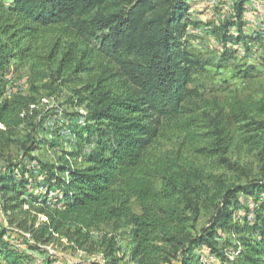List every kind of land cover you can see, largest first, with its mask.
I'll return each instance as SVG.
<instances>
[{"label": "trees", "instance_id": "1", "mask_svg": "<svg viewBox=\"0 0 264 264\" xmlns=\"http://www.w3.org/2000/svg\"><path fill=\"white\" fill-rule=\"evenodd\" d=\"M231 2L218 37L261 41L257 31L243 33L255 19H245L247 0ZM187 11V0H0V145L25 127L32 151L42 125L33 96L5 97L9 74L26 68L32 87L49 80L45 88L64 84L67 72L85 77L73 105L85 111L84 125L71 130L74 148L37 164L46 194L30 192L37 182L21 162L0 172L7 219L27 213L29 201L45 218L29 231L30 249L47 256L40 245L55 237L83 249L91 230L111 225L128 229L127 255L111 238L104 262L85 264H205L224 256L220 230L236 238L232 261L221 264H264V98L220 103L191 88L200 63L183 41ZM234 148L262 176L244 185L223 179L219 171L237 166L228 157ZM239 195L255 200L251 221L247 211L236 215ZM201 210L213 213L198 231ZM12 236L0 228V264L26 260Z\"/></svg>", "mask_w": 264, "mask_h": 264}, {"label": "rangeland", "instance_id": "2", "mask_svg": "<svg viewBox=\"0 0 264 264\" xmlns=\"http://www.w3.org/2000/svg\"><path fill=\"white\" fill-rule=\"evenodd\" d=\"M231 3V0H187L188 11L183 21V25L186 26L183 41H185L186 50L200 63L194 72L191 88L196 89L205 99L216 100L220 103L232 99L259 100L264 98V0H247L246 5L245 19L250 20L253 17L252 13H255V19L248 23L243 33L246 35H253L256 31L260 33L262 39L256 43L245 39L240 42H224L216 34L215 31L233 13ZM61 79L66 82L64 84L54 83L45 88V85L49 84L47 80L32 87L30 74L26 68L11 73L6 78L5 97H11L14 94L33 96L36 99V109L39 112V118L42 119V125L34 135L36 147L32 151H25L27 134L25 127L17 131V137L11 138V144L6 145L5 141L1 143L0 172L5 167L13 165L12 163L21 162L23 168L28 167L32 172L31 176H27L26 179L37 182L30 192H37L40 197L46 194V188L43 187L38 162L55 163L56 157L63 151H71L74 148V136L71 130L77 126L81 111L85 113L84 107H73L79 96L78 91L82 87L78 85L79 81H84L85 77L77 79L67 72L62 75ZM55 111L62 112L63 123L59 122V116L55 114ZM0 129H2L1 125ZM50 142L55 144L53 149L50 148ZM228 157L237 166L219 171V174L223 173V179L244 185L262 176L252 157L241 155L235 148ZM28 193L29 191L25 193L23 199H27ZM53 194L47 197L48 203L54 197ZM8 196L9 194L4 195L3 198L0 197V228L12 230L13 240L10 243L23 254V257L25 256L26 260L23 264H45L49 256L50 259L56 258L55 263L57 264L65 262L85 264L92 261L103 263V248L107 246V241L111 238L116 240L115 247L119 250L120 257H125L128 253V229L118 232L113 230L111 225H103L89 232L90 242L83 249L69 245L64 238L55 237V240L46 246L40 245L49 255L40 254L24 244L30 239V229H36L41 222L45 221L44 216L37 212L38 203L29 201L24 207L27 213L17 212L7 219L11 213L7 212L5 216L1 205ZM239 199L241 207L236 215H243L247 211L249 214L246 219L251 221L255 208L254 198L239 195ZM133 210L135 213L139 212L136 205L133 206ZM212 213V210H201L195 225L196 230L199 231L208 226ZM218 235L224 256L222 260L203 257L202 261L205 264H221L224 259L227 262L232 261L236 238L220 230H218ZM22 237L27 241L24 242ZM29 242L33 243L31 240ZM122 264L128 263L125 260Z\"/></svg>", "mask_w": 264, "mask_h": 264}, {"label": "built area", "instance_id": "3", "mask_svg": "<svg viewBox=\"0 0 264 264\" xmlns=\"http://www.w3.org/2000/svg\"><path fill=\"white\" fill-rule=\"evenodd\" d=\"M254 2V1H253ZM255 5L258 7V4L257 3H255ZM61 113L62 112H60V111H55V114L57 115V116H59L58 118V120H59V122L60 123H63V119H62V117H61ZM85 115V113L83 112V111H81V116L79 117V119H78V121H77V125H79V126H83L84 125V118H83V116ZM61 117V118H60Z\"/></svg>", "mask_w": 264, "mask_h": 264}, {"label": "crops", "instance_id": "4", "mask_svg": "<svg viewBox=\"0 0 264 264\" xmlns=\"http://www.w3.org/2000/svg\"><path fill=\"white\" fill-rule=\"evenodd\" d=\"M256 6V5H255Z\"/></svg>", "mask_w": 264, "mask_h": 264}]
</instances>
